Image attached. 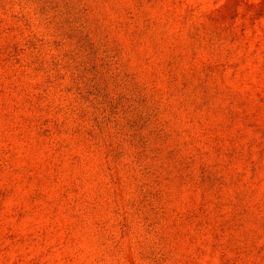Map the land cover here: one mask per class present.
Segmentation results:
<instances>
[{
  "label": "rangeland",
  "instance_id": "rangeland-1",
  "mask_svg": "<svg viewBox=\"0 0 264 264\" xmlns=\"http://www.w3.org/2000/svg\"><path fill=\"white\" fill-rule=\"evenodd\" d=\"M0 264H264V0H0Z\"/></svg>",
  "mask_w": 264,
  "mask_h": 264
}]
</instances>
